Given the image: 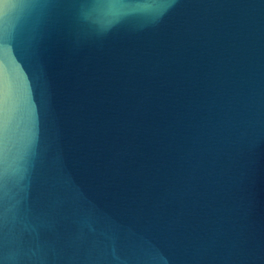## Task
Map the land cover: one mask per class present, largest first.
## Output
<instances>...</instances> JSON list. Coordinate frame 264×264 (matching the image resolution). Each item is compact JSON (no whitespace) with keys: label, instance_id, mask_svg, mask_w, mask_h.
<instances>
[{"label":"water","instance_id":"95a60500","mask_svg":"<svg viewBox=\"0 0 264 264\" xmlns=\"http://www.w3.org/2000/svg\"><path fill=\"white\" fill-rule=\"evenodd\" d=\"M0 264H264V0H0Z\"/></svg>","mask_w":264,"mask_h":264}]
</instances>
